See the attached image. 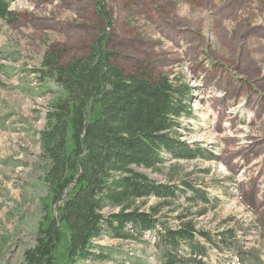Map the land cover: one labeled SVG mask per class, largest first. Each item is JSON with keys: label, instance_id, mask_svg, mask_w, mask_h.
<instances>
[{"label": "rangeland", "instance_id": "rangeland-1", "mask_svg": "<svg viewBox=\"0 0 264 264\" xmlns=\"http://www.w3.org/2000/svg\"><path fill=\"white\" fill-rule=\"evenodd\" d=\"M8 1L16 22L0 20V264H24L50 217L40 133L62 92L41 78L44 55L56 47L82 57L100 36L129 75H167L191 88L193 117L179 139L203 156L148 174L193 185L210 202L181 200L138 241L102 238L107 261L76 264H167L162 235L184 214L201 264H264V0Z\"/></svg>", "mask_w": 264, "mask_h": 264}, {"label": "trees", "instance_id": "trees-1", "mask_svg": "<svg viewBox=\"0 0 264 264\" xmlns=\"http://www.w3.org/2000/svg\"><path fill=\"white\" fill-rule=\"evenodd\" d=\"M0 20L16 22L8 0H0ZM113 58L102 36L82 57L67 59L56 47L44 55L41 78L62 96L52 102L40 133L50 217L24 252V264L104 262L109 257L98 244L102 238L138 241L161 224L164 208L183 205L181 200L210 202L193 185L175 186L173 178L159 184L148 174L203 156L179 139L183 120L193 117L191 88L167 75H129ZM152 200L158 203L148 206ZM178 220L179 229H167L161 238L166 263L201 264L194 258L204 252L193 221L185 214ZM220 241L234 248L232 241Z\"/></svg>", "mask_w": 264, "mask_h": 264}]
</instances>
